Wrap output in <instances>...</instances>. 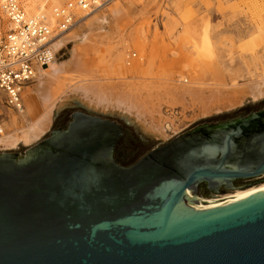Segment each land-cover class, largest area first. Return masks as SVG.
I'll use <instances>...</instances> for the list:
<instances>
[{
  "label": "water",
  "instance_id": "1",
  "mask_svg": "<svg viewBox=\"0 0 264 264\" xmlns=\"http://www.w3.org/2000/svg\"><path fill=\"white\" fill-rule=\"evenodd\" d=\"M239 108L197 120L182 132L215 125L148 152L170 138L68 99L56 108L52 130L76 110L92 117L77 115L63 133L42 141L51 130L29 147L0 151V264H264V191L205 201L192 193L202 182L264 171V162L248 172L217 160L233 133L222 144L209 134L233 122ZM114 120L145 137L120 142L121 164L148 152L128 168L112 155L120 130ZM188 143L201 146L181 160L187 174L172 175L170 152Z\"/></svg>",
  "mask_w": 264,
  "mask_h": 264
},
{
  "label": "bare ground",
  "instance_id": "2",
  "mask_svg": "<svg viewBox=\"0 0 264 264\" xmlns=\"http://www.w3.org/2000/svg\"><path fill=\"white\" fill-rule=\"evenodd\" d=\"M109 1L91 0L90 10L84 9L79 0H19L29 15L45 17L50 24L51 36L57 37L52 46L56 57L48 65L35 63V78L22 90V110H7L6 118L0 120V148L28 146L39 140L50 127L54 109L73 94L91 108L132 116L147 131L158 135L173 129V120L164 122L165 105L171 109L181 107L183 111L192 109L196 118L234 109L248 99L264 98V47L256 59L259 67L254 75L238 57L234 62L228 59V48L219 47L200 55L201 63L190 80L178 79L176 69L157 63L153 53L145 49V42L139 45L136 40H127V10L117 4L104 11L102 8ZM4 2L0 0V4ZM65 8L72 9L76 18L84 19L83 24L73 25H83L82 29L72 31V27L60 32L58 23ZM1 11L4 19L0 18V35L16 28ZM257 33L256 42L262 39L264 44V31L259 29ZM16 41L22 43L24 39L18 37ZM70 43V56L57 60V46ZM133 46H141L140 58L147 56L146 61L137 60L139 53L132 51ZM261 191L264 185L227 194L224 199L243 198Z\"/></svg>",
  "mask_w": 264,
  "mask_h": 264
},
{
  "label": "rangeland",
  "instance_id": "3",
  "mask_svg": "<svg viewBox=\"0 0 264 264\" xmlns=\"http://www.w3.org/2000/svg\"><path fill=\"white\" fill-rule=\"evenodd\" d=\"M117 4L127 10L126 16L129 18L125 36L127 40H136L139 45L145 42L147 52H152L160 65H169L170 68L173 66L172 68L177 71L175 76L178 79L185 77L190 80L189 77L195 67L201 63L200 55L203 53L207 55L219 47L229 49L228 59L231 62H234L238 57L250 68L253 75L258 72L257 67L259 66L256 64V59L262 54L264 44L262 39L256 42L255 36L259 29L264 31V0H111L102 9L108 11ZM82 26L77 25L72 31H78L80 28L82 29ZM57 47L56 51L59 50L57 60L61 61L70 56L73 43ZM140 47L133 46L132 51L139 53L137 60L144 59L146 61L147 56L140 58ZM34 84L33 82L29 86ZM75 96L74 94L73 96L68 95L63 99V103L70 98H78ZM253 102L255 101L248 99L243 105L234 109ZM92 109L133 121L145 133L159 139L171 138L197 120L230 111L226 110L194 118L195 112L192 109L183 111L184 109L181 107L171 109L165 105L162 109V116L164 122L174 121L173 129L168 130L165 135H158L147 131L145 126L134 117L122 112L103 111L93 107ZM51 130L52 121L44 135ZM29 146L31 145L20 144L13 149L0 148V151L21 150ZM261 185L264 184L253 186V188ZM230 193L234 192H226L213 197H221Z\"/></svg>",
  "mask_w": 264,
  "mask_h": 264
},
{
  "label": "flooded vegetation",
  "instance_id": "4",
  "mask_svg": "<svg viewBox=\"0 0 264 264\" xmlns=\"http://www.w3.org/2000/svg\"><path fill=\"white\" fill-rule=\"evenodd\" d=\"M237 111V116L235 117L233 122L219 123V125H217L216 132L211 134L207 133V135H205L204 137L208 136V134L210 136H215V138H217L216 142L222 144L227 138V133L232 132L233 145L226 151L225 155L219 154L217 156V160L219 162L221 159H225L226 161L235 164L240 170L252 172L257 169L261 163L264 162V100H262L258 104H254L247 107H241ZM83 114L91 117L93 115L90 112H84L82 110L73 111V113L71 114V119L67 123V125L54 127L50 135L42 141L50 139L58 133L60 134L67 131L71 122L75 120L77 115ZM114 121L118 124L120 130L112 155L119 165H122L126 168L138 163L151 150L158 147H162L167 143L174 141L178 137L186 134L187 132L199 129L206 125H215L212 123H203L195 126L193 129L178 133L167 141L160 142L159 144L155 145L148 152L141 155L131 164L124 165L121 164L122 162L116 155V152L120 146V142L125 139L133 141L144 140L145 137L140 134H137V132L132 133L129 129L125 127L127 125L126 123L123 124L116 120ZM207 139L208 137L205 140ZM200 146L201 144L193 146L189 143L183 146H176L174 150L170 152V169H172L170 170V173L179 177L186 175L187 171L185 170V167H183L181 160H183L184 156H188L192 149L199 150ZM260 184H264V171L256 176L238 178L229 182H213L211 184L208 182H202L200 186L198 185L199 187L197 186L196 190H192V193L196 197V200L213 199V196L215 195L245 189L247 190L250 187L257 186ZM223 197L224 196H222L221 198Z\"/></svg>",
  "mask_w": 264,
  "mask_h": 264
},
{
  "label": "built area",
  "instance_id": "5",
  "mask_svg": "<svg viewBox=\"0 0 264 264\" xmlns=\"http://www.w3.org/2000/svg\"><path fill=\"white\" fill-rule=\"evenodd\" d=\"M2 4L0 18L4 19L2 9L16 24V28H10L0 35V120L6 118L7 110H22V90L35 78V63L48 65L56 57L52 46L57 39L51 36L50 24L45 17L29 15L19 5V0H5ZM79 4L84 9L92 10L91 0H79ZM62 11L61 22L58 23L61 33L76 23H84V19L75 17L72 9L65 8ZM18 37L24 41L17 42Z\"/></svg>",
  "mask_w": 264,
  "mask_h": 264
}]
</instances>
